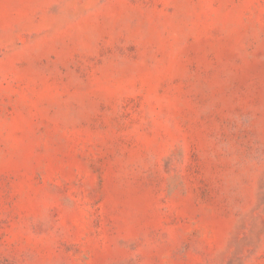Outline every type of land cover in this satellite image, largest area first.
Here are the masks:
<instances>
[{"label": "rangeland", "instance_id": "obj_1", "mask_svg": "<svg viewBox=\"0 0 264 264\" xmlns=\"http://www.w3.org/2000/svg\"><path fill=\"white\" fill-rule=\"evenodd\" d=\"M0 264H264V0H0Z\"/></svg>", "mask_w": 264, "mask_h": 264}]
</instances>
